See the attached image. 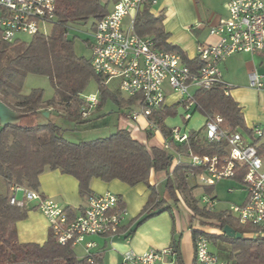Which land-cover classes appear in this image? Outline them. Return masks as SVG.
I'll use <instances>...</instances> for the list:
<instances>
[{"label": "trees", "instance_id": "obj_1", "mask_svg": "<svg viewBox=\"0 0 264 264\" xmlns=\"http://www.w3.org/2000/svg\"><path fill=\"white\" fill-rule=\"evenodd\" d=\"M151 5V0H146L136 14L137 34L152 38L158 50L179 54L192 72L199 70L202 62L198 58L189 59L178 46L167 41L162 17L154 16ZM108 12V3L104 0H57L56 21L49 35H35L28 42H0V100L24 114L25 118H48L46 122L22 121L14 126L0 125V179L4 182V191L0 190V264H105L101 253L91 252L80 257L71 243L60 245L51 231L43 244L19 242L16 223L27 217L30 208L12 205L9 188L19 184L38 191L40 176L46 169L74 177L80 195L85 197L94 195L91 190L93 178L105 182L119 180L129 186L144 184L150 191V197L137 218V226L159 213L178 208L183 202L196 223L191 229L194 248L197 236L202 234L213 246L211 251L227 264H264V237H253L254 227L240 224L224 211L200 207L199 199L187 194L191 192L189 171L200 173L201 167L192 166L185 160L171 170V150L137 141L128 129H118L104 138L71 142L62 136L64 128L50 120L51 113L56 112L88 128L92 123L91 113L101 109L105 102L110 101L123 108L121 115L124 116L138 103V97H123L110 89L105 79L95 73L91 61L76 55L73 40L68 37L70 24L86 23L89 19H93L94 24ZM29 74L46 76L54 89V96L44 99L42 89L23 94L24 81ZM91 80L98 85L99 103L85 117L82 114L86 107L84 91ZM195 100L193 112L204 117L220 116L222 127L229 131L241 129L250 133L244 126L239 104L230 94H225L222 83L207 90H197ZM56 106L60 109H55ZM178 108L176 102L170 108L163 106L152 115L151 120L157 123L165 138H169L171 132L165 125V119L175 117ZM44 112L49 115L45 116ZM151 137L152 132L148 131V140ZM174 149L184 156L190 153L225 156L223 144L206 143L204 130L190 131L188 140L176 144ZM258 149L264 155V143ZM152 173L163 175L162 191L150 182ZM243 175L244 170H239L232 180L240 182ZM201 187L206 193L213 192V186ZM119 205L126 207L121 198ZM226 225L243 237L237 239L223 234ZM132 232L130 230L129 234Z\"/></svg>", "mask_w": 264, "mask_h": 264}, {"label": "built area", "instance_id": "obj_2", "mask_svg": "<svg viewBox=\"0 0 264 264\" xmlns=\"http://www.w3.org/2000/svg\"><path fill=\"white\" fill-rule=\"evenodd\" d=\"M56 2L0 0V42H16L20 35H49L56 21ZM145 2L116 0L108 14L92 25L90 61L95 73L102 76L106 84L117 80L120 91L127 97H138V103L126 118L135 122L143 117L147 120L148 129L156 131L160 130L159 126L151 118L165 105L166 85L176 94V102L185 121L193 116L197 90H207L222 83L225 94H229L230 87L222 81L220 65L235 53L264 51V0H228V17L211 31L218 34L220 40L216 44L197 46V58L202 65L196 72H192L176 52L158 50L152 38L137 34L135 17ZM127 18L129 21L125 22ZM249 83L252 88L264 89V74L252 71ZM84 99L86 107L82 114L86 117L98 105L99 99L85 95ZM222 123L220 116H207L204 132L207 144L224 145L223 157L219 154L182 155L174 146L187 141L189 132L179 126L171 128L163 145L173 152L171 170L185 160L192 166L201 167L200 173H188L189 183L201 186H215L219 180L233 179L239 170H244L240 182L246 197L241 204L231 205L226 213L240 224L254 227L253 237H264V155L258 152L261 144L247 141L243 133L229 131L222 127ZM251 133L257 139L264 136L258 125L251 129ZM9 189L12 205L31 206L45 215L49 230L60 245L71 243L75 246L88 236L115 237L128 216L126 207L119 205V196L112 192L88 197L87 205L78 214L71 215L57 201L37 190L19 184H13ZM198 199L202 207L215 210V197L202 195ZM85 246L87 254H90L95 244L88 241ZM209 247L207 237L199 234L195 241L198 264H227ZM176 255L178 251L174 246L150 249L144 253L129 250L124 253L121 264H167V259Z\"/></svg>", "mask_w": 264, "mask_h": 264}, {"label": "crops", "instance_id": "obj_3", "mask_svg": "<svg viewBox=\"0 0 264 264\" xmlns=\"http://www.w3.org/2000/svg\"><path fill=\"white\" fill-rule=\"evenodd\" d=\"M115 1L104 0L108 3L109 11ZM151 3V12L154 16L162 17V27L168 34L167 41L178 46L189 59L197 58L198 45L216 44L220 40V36L211 31L228 17V0H151ZM128 21L127 18L125 22ZM220 68L222 81L229 85V94L239 104L243 112L244 126L250 133L241 129L239 131L246 132L247 141L263 144L264 136L257 139L252 135L251 129L258 125L264 131V89L252 88L249 83V74L252 71L264 74V51L253 54L235 53L221 63ZM164 89L166 91L164 107L170 108L176 104V94L167 85ZM177 112L175 117L165 119L166 127L171 129L179 126L187 132L204 130V115H200V124L194 125L193 121L198 116L197 112H194L188 121L183 119L181 108H178ZM122 117L124 122L121 129H128L137 141L150 146L163 147L165 142L163 133L160 130H149L145 118L141 117L132 124L126 116L122 115ZM148 131L152 132L149 140ZM160 175L152 173L150 182L157 186L161 181ZM39 181L38 191L57 201L71 215L78 214L88 203V197L80 195L78 182L72 176L62 174L58 170L46 169ZM91 190L94 194L106 192L117 194L125 204L128 216L115 237L88 236L83 243L75 245L74 249L78 245L82 248V253H77L78 256L83 257L87 254L85 245L88 241L95 244L90 252L101 253L105 264H121L124 253L129 250L144 253L150 249H164L175 245L178 255L169 257L167 264H195L191 229L196 226V223L192 221L187 207L179 206L172 211L159 213L137 226V218L150 197V191L146 185L139 183L136 186H129L119 180L105 182L99 178H93ZM28 207L30 209L27 217L16 223L18 240L20 243L43 244L50 231L48 220L36 208ZM178 209H182L185 214H180ZM130 230H133L131 234H129Z\"/></svg>", "mask_w": 264, "mask_h": 264}, {"label": "rangeland", "instance_id": "obj_4", "mask_svg": "<svg viewBox=\"0 0 264 264\" xmlns=\"http://www.w3.org/2000/svg\"><path fill=\"white\" fill-rule=\"evenodd\" d=\"M93 25V19H89L86 23L80 24H70L68 29V37L73 40L74 51L77 56L84 57L88 60H91L92 51L89 39L90 32ZM51 28H48L50 32ZM19 39L23 42H28L32 39L29 35H20ZM108 87L113 91L119 92L123 97H127L126 94L120 91L119 83L117 80L110 81ZM34 89H42L44 94V99L48 100L54 96V89L50 83V80L46 76L29 74L23 85V94H29ZM85 97L96 96L99 97L98 85L94 80H91L84 91ZM55 109H60V106H56ZM123 108H120L118 105L107 101L104 103L103 107L95 112H92L89 118H92V123L90 127H84L77 124L75 121L66 119L63 116L58 115L56 112L51 113L50 120L57 123L58 125L64 128L62 136L71 142H82L90 141L93 139L108 137L111 134L115 133L118 129H121L124 119L122 117ZM198 116L194 119V125L200 124L201 114L199 112ZM48 118L38 117V118H24V123H35V122H46ZM132 123V121L128 120ZM133 124V123H132ZM203 128V127H200ZM246 136V132H244ZM250 138V137H249ZM163 178V175H160V179ZM3 179H0V190L4 191ZM157 188L159 191H162V181L158 182ZM191 192H188V195H194L196 198L201 197L202 195H210V197H216V206L215 211L217 212H226L229 210L231 205L241 204L246 197V191L243 184L237 180L230 179H221L215 186H213L212 193H206L204 188L201 185L196 184L195 182L190 183ZM200 207V203H198ZM186 207L183 202H180L178 207ZM180 214H185L182 209H178ZM210 229V228H208ZM212 251L213 246L209 247ZM76 253H82V248L80 245L75 247Z\"/></svg>", "mask_w": 264, "mask_h": 264}, {"label": "water", "instance_id": "obj_5", "mask_svg": "<svg viewBox=\"0 0 264 264\" xmlns=\"http://www.w3.org/2000/svg\"><path fill=\"white\" fill-rule=\"evenodd\" d=\"M45 116H48V112H44ZM25 118L24 114L18 113L12 108L8 107L0 100V125L8 126V125H18ZM223 234L227 235L231 238L241 239L243 235L240 232H237L234 228L229 225H226L223 229Z\"/></svg>", "mask_w": 264, "mask_h": 264}]
</instances>
